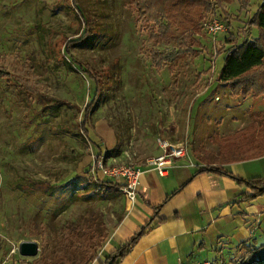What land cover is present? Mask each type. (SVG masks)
<instances>
[{
    "label": "rangeland",
    "instance_id": "374dc122",
    "mask_svg": "<svg viewBox=\"0 0 264 264\" xmlns=\"http://www.w3.org/2000/svg\"><path fill=\"white\" fill-rule=\"evenodd\" d=\"M135 1L0 0V71L36 91L0 78V264H82L102 251L132 201L121 178L96 167L98 155L109 171L158 156L159 139L182 142L185 159L208 166L255 155L239 151L243 141L264 150V96H232L217 78L229 35L243 37L259 0L244 9L237 0H161L149 18ZM213 18L226 28L211 35L203 21ZM182 48L174 65H154V52ZM87 67L101 74L85 119L96 144L80 129L94 90ZM100 121L116 140L111 156L95 138ZM23 240L37 242L36 255L19 254ZM228 258L219 264L256 262Z\"/></svg>",
    "mask_w": 264,
    "mask_h": 264
},
{
    "label": "crops",
    "instance_id": "0c3cea01",
    "mask_svg": "<svg viewBox=\"0 0 264 264\" xmlns=\"http://www.w3.org/2000/svg\"><path fill=\"white\" fill-rule=\"evenodd\" d=\"M100 122L95 138L110 149L116 143L113 131ZM203 166L183 156L159 175L141 164L136 199L89 264H105L108 255L148 220L150 228L118 264H219L222 258L245 253L256 260L253 264H264V194L241 199V193H251L249 188L237 186L229 175L198 171ZM218 166L242 178L264 180V156Z\"/></svg>",
    "mask_w": 264,
    "mask_h": 264
},
{
    "label": "trees",
    "instance_id": "16d2710c",
    "mask_svg": "<svg viewBox=\"0 0 264 264\" xmlns=\"http://www.w3.org/2000/svg\"><path fill=\"white\" fill-rule=\"evenodd\" d=\"M212 1H214V4L219 3V0H212ZM237 1L239 3V8L244 9L248 6L250 0H237ZM170 2L172 7H177V5L180 6L178 0H171ZM188 2L190 3L191 7L192 5H194L192 0H188ZM73 3L76 5L77 0H73ZM135 3L138 10L143 13L142 18H149L148 16L151 13H149L148 7L150 5H153L154 12H157L162 2L161 0H136ZM202 5L203 7L211 6V8L213 6L211 0H203ZM216 8L217 7L214 6V11ZM245 24H246V28L243 33L244 35L239 41L236 40L231 34L229 35L227 40L230 43V45L229 47H227L226 52L223 56V61L219 69L217 78L218 80L226 82L228 84L230 88L229 91L232 96H239V95H242L243 97H245L246 95H251L252 97H258L261 95L264 96V0H259L253 12L250 14V16L247 17ZM253 29H256L257 34L251 38L249 37V34ZM85 37L86 36H84L83 38ZM187 50L188 49L182 48L177 51L173 50V52H167V51H165L164 53L154 52L151 56L153 58L152 61L154 62V65L156 67L157 66L162 67L166 63H169V65H174L175 63H173V61L175 59H173V56H177V55L179 56L181 53ZM86 71L93 82L94 90L91 100L88 104V108L84 109L83 121L80 129L84 136L86 137L88 136L89 140L91 139V141L95 143L92 137H90L85 127V122H86L85 119H86V113L89 110H91L92 107L96 104V101L100 94L101 74L100 72L94 71L93 69L88 67ZM2 77L5 78L7 77V81H15L19 83L26 93L27 92L36 93V91L31 85H28L26 83L23 84L21 78L16 77L14 74H10L8 72L4 73L3 71H0V78ZM260 112L261 111H259L258 114ZM238 147L240 149L239 150L240 152H246V153L248 152L250 154L255 153V155L248 156L242 159H251L255 157L264 156V150H260L259 145L252 144L250 141L248 142L243 141ZM113 150H115V148L107 150L106 152L107 156H111L113 154ZM100 156L101 155H98L96 161H98L99 158H101ZM198 171H206L214 174H226L229 175L236 182L237 186L249 188L251 193L250 194H246L244 192L241 193L240 195L241 199L250 200L258 195L264 194V180L261 178L258 177L242 178L237 175H234L233 173L226 172L224 169H222L220 166L217 165H213V166L205 165L200 169H198ZM76 176L77 175H74L72 177L73 179L71 178L70 183H72L73 185H75L74 183H76V178H77ZM103 186L104 185H102L101 187ZM115 186L116 187L114 188L118 187L117 185ZM49 194H51V191L49 192ZM74 196H75V192L70 193L69 199L72 200ZM150 224H151V220H148L144 225L138 228L126 242L120 244L115 251L111 252L108 255L104 263L118 264L121 258H123L124 255L128 252L129 248L137 241L138 238L144 235V233L150 228ZM74 241L70 243V247L74 246V249H76V246H80L83 250L88 248L87 247L88 245L86 244L85 241H79V240H74ZM84 258L85 259H83L82 264H89L88 262L93 258V254H90L88 255V257H84ZM64 263L75 264L74 259L71 261L65 260Z\"/></svg>",
    "mask_w": 264,
    "mask_h": 264
},
{
    "label": "built area",
    "instance_id": "2783aa9c",
    "mask_svg": "<svg viewBox=\"0 0 264 264\" xmlns=\"http://www.w3.org/2000/svg\"><path fill=\"white\" fill-rule=\"evenodd\" d=\"M203 27L209 32V34L214 35L218 32L223 31L226 25L221 21L213 18L203 21ZM158 145L161 153L149 159L146 164L152 166L159 175H165L167 173V167L171 165L176 159L182 158L185 155V147L182 142L172 143L167 139H159ZM101 159L96 161V167L102 169L104 174L112 175L114 178H121L123 186L122 190L127 194L128 198L133 202L136 199L137 188H138V176L141 172V167L134 166H121L119 168H112L107 171L103 169L101 165ZM95 166V164H94ZM178 264H189L187 262H179ZM193 264H216V262L205 260L200 262H195Z\"/></svg>",
    "mask_w": 264,
    "mask_h": 264
},
{
    "label": "water",
    "instance_id": "95a60500",
    "mask_svg": "<svg viewBox=\"0 0 264 264\" xmlns=\"http://www.w3.org/2000/svg\"><path fill=\"white\" fill-rule=\"evenodd\" d=\"M38 251V244L36 241L23 240L18 245V252L23 256H34Z\"/></svg>",
    "mask_w": 264,
    "mask_h": 264
}]
</instances>
